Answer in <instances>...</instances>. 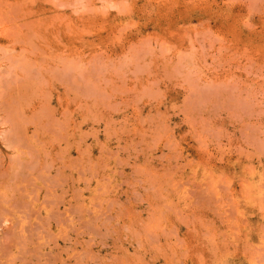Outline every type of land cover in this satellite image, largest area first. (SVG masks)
Here are the masks:
<instances>
[{
    "label": "rangeland",
    "instance_id": "1",
    "mask_svg": "<svg viewBox=\"0 0 264 264\" xmlns=\"http://www.w3.org/2000/svg\"><path fill=\"white\" fill-rule=\"evenodd\" d=\"M0 264H264V0H0Z\"/></svg>",
    "mask_w": 264,
    "mask_h": 264
}]
</instances>
